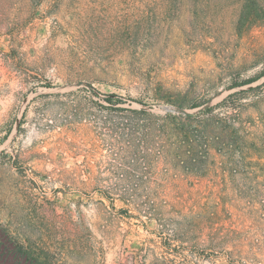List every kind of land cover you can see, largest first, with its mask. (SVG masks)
Instances as JSON below:
<instances>
[{
	"label": "rangeland",
	"instance_id": "1",
	"mask_svg": "<svg viewBox=\"0 0 264 264\" xmlns=\"http://www.w3.org/2000/svg\"><path fill=\"white\" fill-rule=\"evenodd\" d=\"M263 70L264 0H0L1 228L36 264H264V202L162 150Z\"/></svg>",
	"mask_w": 264,
	"mask_h": 264
},
{
	"label": "trees",
	"instance_id": "2",
	"mask_svg": "<svg viewBox=\"0 0 264 264\" xmlns=\"http://www.w3.org/2000/svg\"><path fill=\"white\" fill-rule=\"evenodd\" d=\"M262 78L264 70L257 77L233 87L250 86ZM217 107L225 109L214 114L216 107H210L202 114L206 116L201 122V126L206 125L202 127L206 136L193 140L184 130L186 142L163 145L162 150H203L200 156L193 154L188 162L181 160L187 163L185 169L189 174L220 177L224 192L231 187L239 200L254 204L264 202V82L229 95ZM0 264H36L26 252L12 244L1 226Z\"/></svg>",
	"mask_w": 264,
	"mask_h": 264
},
{
	"label": "water",
	"instance_id": "3",
	"mask_svg": "<svg viewBox=\"0 0 264 264\" xmlns=\"http://www.w3.org/2000/svg\"><path fill=\"white\" fill-rule=\"evenodd\" d=\"M166 111H169V109H166Z\"/></svg>",
	"mask_w": 264,
	"mask_h": 264
}]
</instances>
